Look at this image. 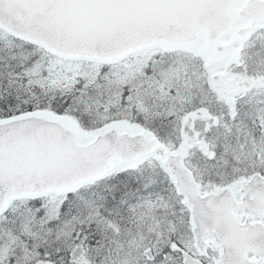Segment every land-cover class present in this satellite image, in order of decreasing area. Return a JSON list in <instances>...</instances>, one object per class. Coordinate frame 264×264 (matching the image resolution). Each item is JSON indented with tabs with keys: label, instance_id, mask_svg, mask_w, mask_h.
<instances>
[{
	"label": "snow or ice",
	"instance_id": "1",
	"mask_svg": "<svg viewBox=\"0 0 264 264\" xmlns=\"http://www.w3.org/2000/svg\"><path fill=\"white\" fill-rule=\"evenodd\" d=\"M0 264H264V0H0Z\"/></svg>",
	"mask_w": 264,
	"mask_h": 264
}]
</instances>
